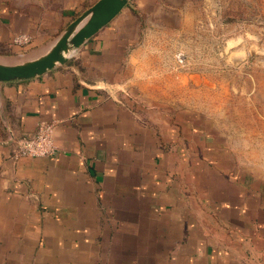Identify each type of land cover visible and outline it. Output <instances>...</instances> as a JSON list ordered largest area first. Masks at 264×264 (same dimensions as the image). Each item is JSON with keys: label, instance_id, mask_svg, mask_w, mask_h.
<instances>
[{"label": "crops", "instance_id": "crops-1", "mask_svg": "<svg viewBox=\"0 0 264 264\" xmlns=\"http://www.w3.org/2000/svg\"><path fill=\"white\" fill-rule=\"evenodd\" d=\"M97 1L0 0V60L42 54ZM202 1L128 0L65 65L0 82V264H264V142L238 152L185 108ZM41 123L57 153L16 157Z\"/></svg>", "mask_w": 264, "mask_h": 264}, {"label": "rangeland", "instance_id": "rangeland-1", "mask_svg": "<svg viewBox=\"0 0 264 264\" xmlns=\"http://www.w3.org/2000/svg\"><path fill=\"white\" fill-rule=\"evenodd\" d=\"M185 37V108L200 107L238 152L240 138L264 142V0H203Z\"/></svg>", "mask_w": 264, "mask_h": 264}, {"label": "water", "instance_id": "water-1", "mask_svg": "<svg viewBox=\"0 0 264 264\" xmlns=\"http://www.w3.org/2000/svg\"><path fill=\"white\" fill-rule=\"evenodd\" d=\"M128 0H98L73 21L42 54L21 62L0 60V82L30 80L65 65L72 52L92 39L125 7Z\"/></svg>", "mask_w": 264, "mask_h": 264}, {"label": "built area", "instance_id": "built-area-1", "mask_svg": "<svg viewBox=\"0 0 264 264\" xmlns=\"http://www.w3.org/2000/svg\"><path fill=\"white\" fill-rule=\"evenodd\" d=\"M30 36L20 34L16 36L15 43L21 46L29 44ZM55 123H41L35 134L24 136L16 140V157L41 158L54 156L58 149L55 144Z\"/></svg>", "mask_w": 264, "mask_h": 264}]
</instances>
